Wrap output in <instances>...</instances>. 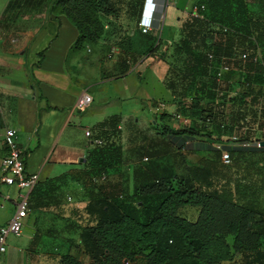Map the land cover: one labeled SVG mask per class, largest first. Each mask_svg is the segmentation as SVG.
<instances>
[{
  "label": "trees",
  "instance_id": "trees-1",
  "mask_svg": "<svg viewBox=\"0 0 264 264\" xmlns=\"http://www.w3.org/2000/svg\"><path fill=\"white\" fill-rule=\"evenodd\" d=\"M122 3L127 4L122 10L132 14L137 23L143 0H52L49 9L64 14L77 29L67 53L83 48L85 43H95L103 26L99 15H121ZM193 4L202 5L201 16L187 14L178 37L166 43L173 52L185 54L181 77L191 81L202 68L206 85L198 83L193 94L204 86L214 89L207 84L210 80L217 84L207 70L208 52L218 56L244 50L251 58L259 47V60L237 61L235 66L244 68L247 64L261 73L264 81V0H194ZM156 16L154 13L153 19ZM216 23L227 30L222 40L212 41V32H220L218 27L212 28ZM145 33L149 41L146 51L153 52L161 36ZM198 44L203 52L194 51ZM36 53L40 58L41 51ZM168 71L167 65L165 75ZM166 85L172 86L170 81ZM119 119L118 113H111L97 121L89 135L92 147L88 159L86 156L82 167L66 172L81 184L87 197L84 212L94 221L80 227L76 243L88 260L61 252L57 263L127 264L137 260L141 264H264V210L257 203L264 191V145L220 143L227 149L231 178L225 169L228 162H222L221 151L211 140L197 137L191 126L168 128L165 134L172 140H166L175 151L159 154L166 155L165 161H158L161 174L155 177L148 164L146 168L136 166L132 177L138 181L126 193L119 179L107 175L110 162L121 164ZM206 119L211 120L209 116ZM182 147L186 151L205 150L209 155L187 164ZM101 174L105 175L102 179ZM63 178L60 174L43 184L51 187ZM185 205L197 208L193 219L179 214Z\"/></svg>",
  "mask_w": 264,
  "mask_h": 264
},
{
  "label": "crops",
  "instance_id": "crops-1",
  "mask_svg": "<svg viewBox=\"0 0 264 264\" xmlns=\"http://www.w3.org/2000/svg\"><path fill=\"white\" fill-rule=\"evenodd\" d=\"M51 2L52 0H0V156L2 128L6 125L13 126L16 129V139L24 151L26 171L38 172L40 178L37 191L40 196L39 203L35 205V202L30 201L27 216L23 219L24 225L26 218L32 216V224L29 227L23 226L19 235L9 234L8 240L6 236L5 249L0 252V264H58V254L61 252H68L85 261L86 256L76 252L78 232L82 225L90 224L94 220L84 212L87 197L81 184L69 178L66 172L82 167L86 156V160L88 159L87 153L92 145L90 136H85L84 130H93L97 121L108 114L117 113L97 109L95 99L99 95L98 91L101 85L111 78L101 76V67L112 66L115 70L120 68V73L117 74L122 75L123 81L127 79L126 83L130 86H133V82L143 80L147 69L154 65L158 70L159 79L164 77L167 69L163 60H153L147 51V54H144L143 48L149 43L146 41V33L143 34L138 26L132 28L129 22L123 20L116 22V25L127 28L125 48L132 55L131 59L134 58L132 63L128 58L124 59V49L117 44L111 46L114 52L112 57L103 62L98 61V53L94 52V48H97L95 43H85L83 48L67 53L75 40L77 29L64 14L49 9ZM193 3L194 0H165L163 14L169 9V16H174L179 21L182 15L188 14ZM152 21V26H157V21ZM119 33L114 31V34ZM161 38L164 43L160 42L159 46L164 49L170 40L165 35ZM40 45L42 47L37 51H41V57H30L27 71L18 54L28 46L31 55ZM91 48L94 49L91 57L95 59L96 64L92 76H89L85 74L84 67L78 69L77 65L87 63L84 59L85 51ZM35 61L37 63L31 64ZM163 88L165 97H168L169 90ZM82 90L89 93L92 100L83 109L77 110L74 108V102ZM123 96L138 95L132 92ZM145 96V99L154 98ZM120 120L118 126L121 129ZM74 130L81 131L76 134L80 135L83 142L86 141L87 144L83 147L78 144L81 139L77 140L76 144L71 142ZM120 149L119 168H125V174L115 179L121 181L126 193H130L134 182L138 181L133 180L132 169L140 162H133L129 154H124L122 146ZM165 150L175 151L169 143ZM180 151L182 152V149ZM185 154L198 157L200 152L187 150ZM153 156L147 166L156 171L159 167L158 161L162 158L161 161H165L166 155L159 157V153H153ZM81 157L82 161L79 159ZM143 157L147 158L143 155L141 160ZM169 164L175 167L172 162ZM60 174H64L62 181L45 187L44 180ZM125 177V181L121 180ZM10 186L0 182V204L3 199L8 198ZM66 196H71L69 201ZM49 204L58 207L54 210L55 214L46 211L45 206ZM195 209L185 205L180 207L178 212L185 217H195L197 208ZM11 213L12 211H9L6 217L0 219V224L5 223Z\"/></svg>",
  "mask_w": 264,
  "mask_h": 264
},
{
  "label": "rangeland",
  "instance_id": "rangeland-1",
  "mask_svg": "<svg viewBox=\"0 0 264 264\" xmlns=\"http://www.w3.org/2000/svg\"><path fill=\"white\" fill-rule=\"evenodd\" d=\"M126 5L124 3L121 4V15L118 14L116 17L99 15L103 26L101 34L95 42L97 48H94V52L98 53L99 62L109 60L112 57L114 52L111 46L116 44L121 49H124L122 50L124 59L128 58L130 63L134 60V58L131 59L132 55L125 48L127 46V28L116 25V22L123 20V22H129L132 28L137 27L134 16L122 10ZM186 17L187 14L182 15L178 21L174 16H169V9L165 11V14H163L162 10L156 16L157 26L152 28L150 33L151 35H160L161 37L165 35L169 40H175L178 37L180 23ZM115 30L120 32L119 35L114 34ZM160 42L163 44L164 40L161 38ZM92 46L94 47V45H90V47ZM41 47L42 45L30 55L28 46H26L18 54L22 58L27 71L30 66V57L39 58L36 51L41 49ZM145 47L143 48V52L145 51L144 54L150 53L153 60L161 59L168 65L169 71L167 75L162 79L157 78L158 70L154 65L147 69L143 80H135L136 82H133V86H130L126 83L127 79L123 81L121 79L122 75L117 74L120 73V68L115 70L112 66L101 67V76L111 77V81L107 80L101 85L98 91L99 95L95 99L97 109H101L107 113L117 112L120 114V146H122L125 155L129 154L132 157L133 162H140L146 168V165L154 158L153 153L161 154L164 152V148L166 149L168 147L166 139L172 140L170 135L166 136L165 134L168 128L179 129L191 126L193 130H196L195 135L197 137L207 138L212 141L211 144L213 145L228 143L229 141L253 142L264 139V81L261 73L253 71L252 67L248 68L246 66L247 64L244 68L235 66L233 70L225 73L223 75L224 79L217 84L213 80L207 83L210 87H214V89H208L204 86L201 92L195 93V97L193 89L196 88V85L198 83L205 84V78L202 76V68L198 70L197 75L191 81H188L181 77L183 64L187 60L183 51L173 52L171 50V44H168L164 49L158 46L153 52L147 51L146 53ZM94 49L91 48L85 51L86 55L84 59L87 60V63L77 65L78 69L84 67L85 74L89 76H92V70L96 64L95 59L91 57ZM194 51L203 52V48L198 44L194 46ZM262 55H264V49L262 50ZM35 63L37 61L31 64ZM167 81H170L172 84L170 88H166ZM163 87L169 90L170 95L168 97H165V89ZM132 92L138 96H123L124 94ZM145 95L154 98L145 99ZM207 116L211 120H205ZM74 131L71 142L76 144L78 142L77 140L81 139L78 144L80 147H83L86 141L84 140L83 142L80 135L76 134L81 131ZM182 148L183 162L187 164L195 163L199 156L209 155V152L205 150H196L200 152L198 157L193 154L186 155L185 147ZM143 155L148 159L141 160ZM116 163L113 160L110 162V166H108L109 170L107 171V175L112 176L111 178L121 177L125 174V168L121 170ZM140 164L137 165L140 166ZM227 164L229 167L225 169L229 173L228 175L233 178L230 172L232 170L230 162ZM154 172L155 177L161 174L159 170H154ZM121 180L125 181L126 177ZM35 186L37 187L35 184L29 193V199L35 202V205H38L40 196L37 194L38 189ZM13 187V185L10 186L8 189V198L3 199L0 204V219L6 217L9 211L14 210L13 202L16 199L17 189L14 187V190ZM257 203L258 207L264 210V191L259 193ZM188 206L196 210L194 206ZM56 207L49 204L45 206V209L49 214H55L54 210L58 208ZM186 217L191 218L194 216ZM31 218L32 216L26 218V225H23L22 220V228L23 226L29 227L32 224ZM9 236L8 234L7 240ZM76 252L78 254L81 253L80 248L76 249ZM80 258L82 257L80 256ZM87 260L86 257L85 261ZM127 264L141 263L136 260L134 262H128Z\"/></svg>",
  "mask_w": 264,
  "mask_h": 264
},
{
  "label": "built area",
  "instance_id": "built-area-1",
  "mask_svg": "<svg viewBox=\"0 0 264 264\" xmlns=\"http://www.w3.org/2000/svg\"><path fill=\"white\" fill-rule=\"evenodd\" d=\"M165 0H143V6L140 11V16L137 21V26L141 32H147L153 28L152 19L154 13L159 14L163 10ZM202 5L193 4L188 11V14L192 16H201L199 9ZM219 28L220 32H212V41L222 40L225 35L227 27L221 24L212 25V28ZM260 59L259 47L255 48V52L251 58H248L246 51H240L231 55H218L215 56L211 52L207 53L208 60V72L212 75L216 82L223 80V75L234 69L235 62H244L247 60L257 61ZM92 100V96L85 92L80 91L77 95L74 108L82 109L88 105ZM85 136L90 135L88 128L84 130ZM256 142V141H254ZM247 143V144H245ZM253 143V142H252ZM232 145H248L249 142H233ZM1 145L2 153L0 156V182L13 185L16 189V199L13 202L14 210L3 224H0V252L5 249V239L8 234L19 235L22 228V220L27 216L29 210V193L33 186L39 180L38 172H28L25 169L24 164V151L19 145L16 139V129L13 126L6 125L2 128L1 133ZM216 149L221 151L220 158L222 162L227 163L229 156L227 149L223 148L222 144L213 145ZM143 159H146L143 157ZM104 174L100 175V178H104ZM66 200L69 201L70 197L66 196Z\"/></svg>",
  "mask_w": 264,
  "mask_h": 264
},
{
  "label": "water",
  "instance_id": "water-1",
  "mask_svg": "<svg viewBox=\"0 0 264 264\" xmlns=\"http://www.w3.org/2000/svg\"><path fill=\"white\" fill-rule=\"evenodd\" d=\"M249 144H252L254 146H263L264 145V139H260V140H258L256 142H253V143L251 142ZM79 159L82 161L83 160V157H81Z\"/></svg>",
  "mask_w": 264,
  "mask_h": 264
},
{
  "label": "bare ground",
  "instance_id": "bare-ground-1",
  "mask_svg": "<svg viewBox=\"0 0 264 264\" xmlns=\"http://www.w3.org/2000/svg\"><path fill=\"white\" fill-rule=\"evenodd\" d=\"M245 144H247V143H245Z\"/></svg>",
  "mask_w": 264,
  "mask_h": 264
}]
</instances>
